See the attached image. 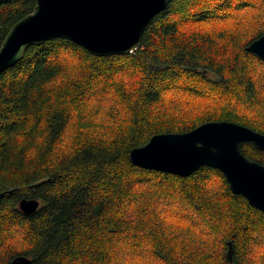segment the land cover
<instances>
[{"label": "trees", "instance_id": "16d2710c", "mask_svg": "<svg viewBox=\"0 0 264 264\" xmlns=\"http://www.w3.org/2000/svg\"><path fill=\"white\" fill-rule=\"evenodd\" d=\"M34 7L0 0V46ZM261 36L264 0H171L131 54L27 48L0 74V264H228L229 242L235 264H264V215L220 171L129 161L153 135L207 122L264 134V61L246 50ZM239 148L264 166V151Z\"/></svg>", "mask_w": 264, "mask_h": 264}, {"label": "water", "instance_id": "95a60500", "mask_svg": "<svg viewBox=\"0 0 264 264\" xmlns=\"http://www.w3.org/2000/svg\"><path fill=\"white\" fill-rule=\"evenodd\" d=\"M171 0H35L31 13L16 22L0 46V74L13 67L31 46L52 39L68 40L95 57L131 54L142 35ZM247 52L264 61V36L252 41ZM251 143L264 151V134L233 122H207L180 134H157L129 152L132 165L178 177L201 167L220 171L230 191L246 199L264 215V166L248 160L239 145ZM37 199L23 198L19 208L34 214ZM228 264H235L228 243ZM9 264H34L25 256Z\"/></svg>", "mask_w": 264, "mask_h": 264}, {"label": "rangeland", "instance_id": "374dc122", "mask_svg": "<svg viewBox=\"0 0 264 264\" xmlns=\"http://www.w3.org/2000/svg\"><path fill=\"white\" fill-rule=\"evenodd\" d=\"M257 69H259V68L256 66V67H255V70H256L255 73H256L257 77H258L259 79H264V76H263V75H262ZM209 77H210V78H214V76H213L212 74H210ZM167 212H168V211H167ZM167 212H166V213H167ZM171 212H172V211H171Z\"/></svg>", "mask_w": 264, "mask_h": 264}]
</instances>
